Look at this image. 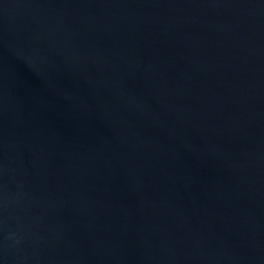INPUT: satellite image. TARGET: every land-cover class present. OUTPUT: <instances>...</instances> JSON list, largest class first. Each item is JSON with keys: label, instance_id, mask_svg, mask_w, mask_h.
Masks as SVG:
<instances>
[{"label": "water", "instance_id": "water-1", "mask_svg": "<svg viewBox=\"0 0 264 264\" xmlns=\"http://www.w3.org/2000/svg\"><path fill=\"white\" fill-rule=\"evenodd\" d=\"M0 264H264V0H0Z\"/></svg>", "mask_w": 264, "mask_h": 264}]
</instances>
